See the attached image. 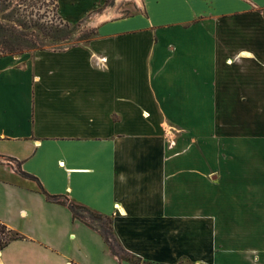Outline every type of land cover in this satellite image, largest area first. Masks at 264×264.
<instances>
[{
	"label": "crops",
	"instance_id": "crops-1",
	"mask_svg": "<svg viewBox=\"0 0 264 264\" xmlns=\"http://www.w3.org/2000/svg\"><path fill=\"white\" fill-rule=\"evenodd\" d=\"M55 1L78 24L109 0ZM122 1L135 12L98 14L87 46L0 57V225L22 237L0 264H264V170L248 181L226 153L261 147L264 0ZM163 120L202 141L168 147ZM212 175L255 191L213 210ZM39 186L109 217L139 262Z\"/></svg>",
	"mask_w": 264,
	"mask_h": 264
},
{
	"label": "rangeland",
	"instance_id": "rangeland-1",
	"mask_svg": "<svg viewBox=\"0 0 264 264\" xmlns=\"http://www.w3.org/2000/svg\"><path fill=\"white\" fill-rule=\"evenodd\" d=\"M134 4L133 1H122L121 5L114 10L113 7L111 9V6H113V0H109L100 8V10H98V12H95L84 21L75 25H65L58 15L55 0H0L1 6L6 5L4 9L0 10V21L7 26H13L15 31L21 35L22 39H25L27 42L34 45V48L32 47L27 50V52L35 50L50 52L62 51L68 48L87 46L90 42L97 39V27L92 22L98 14H101L104 11L106 13L111 12V17H122L135 12V9L137 8ZM10 12H16L21 15L23 20L27 22V25H14V22L10 21V19L13 20L12 18L4 17ZM118 26L123 28L124 24L121 23ZM256 123L259 127V134L255 140L256 142L258 141V143L255 145L261 147L247 144L240 151H226L228 155L236 160L239 154L240 159L242 160L241 166L244 169L248 181L261 178L262 175L260 173L264 170V146L262 147L261 145L263 144L261 142L264 141V120H257V122L256 120H249L248 126L254 127ZM246 124L247 123H244V126ZM256 134V131H252L248 133V136L255 137ZM163 136L168 147L172 145V148L175 150H180L186 144H196L202 141L201 135H192L187 131L186 126L173 123L170 120H163ZM238 141L239 140H235V143H238ZM255 141L244 138L241 142L245 144L250 142L256 143ZM227 142V140H223V143L227 144ZM221 173L223 174L224 172L222 171ZM214 176H216V178H213ZM210 181L213 186L212 188H214L213 190L215 191V196L211 199V207L213 210H218L220 203L228 206L230 203H234L235 200L238 201V199H235L230 193L231 186H234V190H238L239 186L242 185L244 186L243 190L248 188L250 191H255L251 185L252 183L244 181L241 176H238L237 181L232 180L223 182L217 175H212ZM260 190L261 189L259 188V191ZM242 200L247 202L250 201V199L247 198H242ZM255 201L258 202L260 200L258 198L255 199ZM242 206H245V203H243ZM223 217L226 219L225 215H223ZM180 264L193 263L188 260H183Z\"/></svg>",
	"mask_w": 264,
	"mask_h": 264
},
{
	"label": "trees",
	"instance_id": "trees-1",
	"mask_svg": "<svg viewBox=\"0 0 264 264\" xmlns=\"http://www.w3.org/2000/svg\"><path fill=\"white\" fill-rule=\"evenodd\" d=\"M5 7L6 5L4 6L0 5V10L4 9ZM4 17L12 18L13 20L10 19V21H13L14 25H23V26L27 25V22H25V20H23L21 15L17 14L16 12H10ZM64 24L75 25L68 23H64ZM32 47L34 48V45L30 42H27L25 39H22L21 35L18 34L17 31H15L13 26H7L0 21V57H4L8 55H17V53L21 54L24 53V50L25 52H27V50L31 49ZM26 177L35 179L29 175H26ZM39 191L45 194L48 200L67 206V208L70 210L72 214L73 220L81 221L90 228L98 231L100 235L103 237L104 241L106 242L109 250L119 259L125 261H132L133 263L139 262L138 259L136 258L134 259L132 256L128 255L122 249V247L117 243L112 233V227H111L112 223L109 217H105L100 214L94 213L89 209H87L86 207L75 205L69 202L65 198L51 196L47 194L42 189L41 186H39ZM4 230H5L4 227H0V234L4 233L5 232ZM4 235H5L4 236L5 242L0 246V249L6 246L10 241L22 238L18 234H14L10 231L5 232ZM146 264H151V263H146Z\"/></svg>",
	"mask_w": 264,
	"mask_h": 264
},
{
	"label": "built area",
	"instance_id": "built-area-1",
	"mask_svg": "<svg viewBox=\"0 0 264 264\" xmlns=\"http://www.w3.org/2000/svg\"><path fill=\"white\" fill-rule=\"evenodd\" d=\"M0 227H2L1 225H0ZM5 232H7L8 230L5 228V230H4ZM4 232V233H5ZM4 233H2V234H0V246L5 242V239H4ZM1 250V249H0Z\"/></svg>",
	"mask_w": 264,
	"mask_h": 264
}]
</instances>
